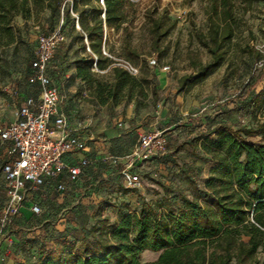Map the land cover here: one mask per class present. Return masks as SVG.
I'll return each instance as SVG.
<instances>
[{"label": "rangeland", "instance_id": "rangeland-1", "mask_svg": "<svg viewBox=\"0 0 264 264\" xmlns=\"http://www.w3.org/2000/svg\"><path fill=\"white\" fill-rule=\"evenodd\" d=\"M232 1L234 34L224 44V58L199 77L195 76L193 63L210 62L196 38L198 33L207 31L208 0H136L135 18L126 37L129 47L124 45L123 35L110 31L105 51L112 57L128 59L138 68L136 77L145 78L147 96L122 100L118 105L100 104L87 83L76 77V63L86 60L87 54L80 30L73 26V20L62 19V8L55 5L51 10L46 0H27L23 9L14 12L12 26L16 37L0 48V123L8 121L12 113L2 86L19 82L23 87L35 34L58 27L62 40L50 60V75L59 86L61 104L70 122L90 120L83 129L90 153L87 172L62 193L37 189L42 212L31 214L23 224L14 222L7 229L6 234L11 237L6 239L7 257H12L14 264H37L62 239L92 241L91 231L98 214L112 222L124 213L136 214L141 208L152 210L158 217L167 209L176 213L183 205L179 192L191 198L187 175L201 188L212 164L202 157L198 147L209 125L225 123L237 130L254 126L255 115H264V110L257 113L250 102L252 93L244 96L264 70V0H256L250 7L244 6L243 0ZM65 2L66 7L71 3ZM149 8H156L176 23L158 49L153 47L144 18ZM252 49H259L263 55L259 62L255 63L257 55L250 52ZM150 58H155L156 64L150 65ZM165 66L168 69L163 70ZM91 71L94 80H112L110 72H98L94 65ZM184 75L191 78L181 85ZM154 131L166 134L165 156L139 162L133 169L139 182L130 185L121 174L123 162L136 147L139 135ZM248 139L262 142L259 136ZM158 254L144 251L140 261H153ZM251 264H264L261 249Z\"/></svg>", "mask_w": 264, "mask_h": 264}, {"label": "trees", "instance_id": "trees-1", "mask_svg": "<svg viewBox=\"0 0 264 264\" xmlns=\"http://www.w3.org/2000/svg\"><path fill=\"white\" fill-rule=\"evenodd\" d=\"M46 1L51 10L55 5L62 8V19L66 22L73 20V26L80 30L87 59L77 61L75 75L87 83L100 104L118 105L122 100L146 98L145 78H137L114 64V58L129 60L104 54L110 31L123 35L124 45L129 47L126 37L135 18L136 0H70L67 7L65 0ZM254 1L243 0V3L250 7ZM208 2L207 31L198 33L196 38L208 53L210 62L206 65L193 63L195 76L199 77H204L221 63L224 44L234 34L233 1ZM26 3L27 0H0V48L14 41V12L18 8L23 9ZM144 18L149 24L153 47L158 49L160 41L176 23L170 21L166 14L158 13L156 8L147 9ZM57 29L61 33L58 27L35 34L27 71L23 79L19 76L23 80V89H31L36 94V87L29 84L28 77L33 70L31 63L36 58L37 38ZM250 52L257 55L255 63L263 57L259 49ZM50 60L47 72L51 77ZM92 65L98 72H110L112 80L105 83L92 79ZM1 69L3 61L0 57ZM190 78L191 75H184L181 85ZM17 87H20L19 82ZM249 93H252L250 102L260 113L264 110V70L244 96ZM163 134L166 140L164 150L142 162L165 156L168 142L165 132ZM252 136H259L262 142H251L248 137ZM193 147L196 148L195 145ZM198 147L202 157L212 164L201 188L187 175L192 194L187 198L179 192L183 204L181 210L172 213L167 209L166 214L158 217L152 210L141 208L136 214L127 212L112 222L109 217L98 214L91 231L92 241L84 238L80 242L75 239L57 241L56 248L37 264H251L258 249L264 254V115H255L254 126L237 130L225 123L210 124ZM89 165L82 173L87 172ZM60 178L66 181L64 175ZM74 184L67 183L66 189ZM51 187L56 190L53 186L43 188ZM144 251L159 254L153 261L141 262L140 254Z\"/></svg>", "mask_w": 264, "mask_h": 264}, {"label": "built area", "instance_id": "built-area-1", "mask_svg": "<svg viewBox=\"0 0 264 264\" xmlns=\"http://www.w3.org/2000/svg\"><path fill=\"white\" fill-rule=\"evenodd\" d=\"M61 40L59 29L38 36L36 58L31 63L33 70L28 77L29 84L36 87V94L25 97L16 109L15 119L0 127V145H7L8 156L1 168L5 201L0 211V243L11 238L7 236L6 228L25 205L28 191L53 186L63 192L67 183L78 181L83 169L90 163L86 157L77 158L75 163L65 158L84 153L86 143L80 134L81 127L69 126L66 116L60 111V92L47 72L49 60ZM114 60L115 65L131 75L138 74V68L129 61L121 58ZM148 63L154 65L156 59L150 58ZM166 69L167 66L163 67V70ZM2 92L13 99L20 96L19 90L9 85L3 86ZM165 144L163 131L141 133L121 171L125 182L137 184L139 177L133 169L139 162L162 152ZM62 175L66 181L61 180ZM28 209L33 215L42 212L35 201H31ZM4 252L8 256V250Z\"/></svg>", "mask_w": 264, "mask_h": 264}, {"label": "crops", "instance_id": "crops-1", "mask_svg": "<svg viewBox=\"0 0 264 264\" xmlns=\"http://www.w3.org/2000/svg\"><path fill=\"white\" fill-rule=\"evenodd\" d=\"M8 85L10 87L13 86V87L19 89L20 96L17 99H13L10 95L2 92L4 97L7 99V101L9 102V104L12 108V113H11V116H10L8 121H4V122L0 123V127L7 125L8 123L12 122L15 119L16 109H17L18 105L22 103V101L25 97L35 94L34 91H32L31 89H28V88L23 89V87H21V86L17 87V82L8 83ZM61 102H62V96L60 93V102H59L60 111L66 116L69 126L81 127L80 134L86 139V134L83 132V129L86 127V124L90 122V120H78V121L71 123L69 120V117H68V113L63 109ZM81 112L82 111L80 110V113ZM88 152H89V148L86 145V151L84 153H81V154L79 153L76 155H68L65 158H66V161H68L70 163H75L77 158L86 157L87 159H89L90 153H88ZM7 157H8L7 156V145L6 144L0 145V211H1L2 205L5 201V189H4L3 174H2L1 168H2L3 163L7 160ZM125 162H126V160L123 162V165L125 164ZM84 174L85 173H82L80 175L79 179ZM79 179H78V181H79ZM39 189L47 190L44 188H39ZM49 189H53V188L51 187ZM31 201H38L36 190L27 192L25 205L20 208L19 213L17 214L14 222H17L18 224H23L24 222L29 220L31 212L29 211L28 206L30 205ZM8 244L9 243H7L6 240H2L0 243V264H14L12 257L5 256L4 251L7 249Z\"/></svg>", "mask_w": 264, "mask_h": 264}]
</instances>
